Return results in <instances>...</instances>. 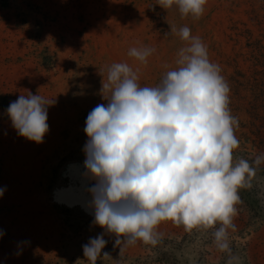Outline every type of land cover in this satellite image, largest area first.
I'll return each instance as SVG.
<instances>
[{
    "label": "rangeland",
    "instance_id": "1",
    "mask_svg": "<svg viewBox=\"0 0 264 264\" xmlns=\"http://www.w3.org/2000/svg\"><path fill=\"white\" fill-rule=\"evenodd\" d=\"M183 26L220 66L239 125L233 156L251 162L264 152V126L246 114L250 85L264 69V0H208L199 19L157 0H0V264H87L82 246L101 234L111 258L97 264H227L228 253L213 242L215 228L186 230L172 221L158 226L155 246L137 241L119 255L116 237L88 208L94 181L83 179L84 128L88 113L107 103L99 95L107 68L126 62L141 86H156L187 44L170 27ZM141 46L155 49L146 64L128 56ZM27 91L55 100L39 145L20 137L7 115ZM238 195L231 252L242 264H264V165Z\"/></svg>",
    "mask_w": 264,
    "mask_h": 264
},
{
    "label": "clouds",
    "instance_id": "2",
    "mask_svg": "<svg viewBox=\"0 0 264 264\" xmlns=\"http://www.w3.org/2000/svg\"><path fill=\"white\" fill-rule=\"evenodd\" d=\"M207 2L157 0V5L199 19ZM170 32L187 44L178 51L177 67L159 84L141 86L138 70L126 62L111 64L102 78L99 95L107 103L88 113L84 128L83 179L94 181L88 208L94 223L116 237L119 255L137 241L155 246L158 226L172 221L186 230L215 228L213 242L228 253L227 264H242L231 252L229 229L235 230L238 190L252 187L264 153L251 162L234 159L239 125L230 113V88L220 66L188 26ZM154 52L132 47L128 56L146 64ZM27 93L10 102L7 115L20 137L39 145L49 132L48 108L55 100ZM5 191L0 188V197ZM106 244L101 234L82 246L87 264L111 258L103 252Z\"/></svg>",
    "mask_w": 264,
    "mask_h": 264
},
{
    "label": "trees",
    "instance_id": "3",
    "mask_svg": "<svg viewBox=\"0 0 264 264\" xmlns=\"http://www.w3.org/2000/svg\"><path fill=\"white\" fill-rule=\"evenodd\" d=\"M261 57H264V55H261ZM262 65L264 68V61ZM256 74L260 76V79L259 81H256L253 85H250L251 95L248 102L249 108L246 109V114L256 121L259 120L264 126V69L263 71H259ZM255 136L258 138V135ZM247 139L253 141L249 137H247ZM253 142L255 143L256 141ZM260 148L264 149V146L261 145Z\"/></svg>",
    "mask_w": 264,
    "mask_h": 264
}]
</instances>
